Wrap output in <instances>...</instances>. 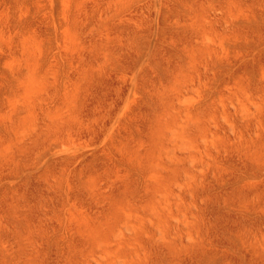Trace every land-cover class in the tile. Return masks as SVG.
<instances>
[{
  "label": "rangeland",
  "instance_id": "rangeland-1",
  "mask_svg": "<svg viewBox=\"0 0 264 264\" xmlns=\"http://www.w3.org/2000/svg\"><path fill=\"white\" fill-rule=\"evenodd\" d=\"M0 264H264V0H0Z\"/></svg>",
  "mask_w": 264,
  "mask_h": 264
}]
</instances>
